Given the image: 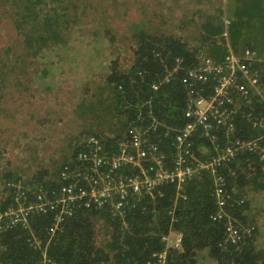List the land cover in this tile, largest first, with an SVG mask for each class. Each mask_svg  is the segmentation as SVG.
Listing matches in <instances>:
<instances>
[{
    "label": "trees",
    "instance_id": "1",
    "mask_svg": "<svg viewBox=\"0 0 264 264\" xmlns=\"http://www.w3.org/2000/svg\"><path fill=\"white\" fill-rule=\"evenodd\" d=\"M50 1L53 0H0V14L4 12L3 16L0 15V22L3 24L0 42H4L0 45V114H8V105L2 107L5 93H11L10 100L16 103L14 98L49 101L45 108L57 101L56 96H50L54 94L56 86L49 81H53V65L58 64L51 53L58 55L62 50H67L61 47L68 44L72 30L83 31L84 28L75 26L78 16H70L64 12L66 6L54 7L50 5ZM171 1L158 0L155 5H160L162 11L168 12L174 8ZM211 1L193 0L194 11L189 17L190 21L181 20L179 25L178 22L173 24L175 29L184 30L183 24L192 23L193 14L205 16L202 24L198 25V34L193 37L198 40L195 47L189 46L183 39V32L180 36L170 27L165 32L155 34L144 23L142 28L146 31L138 35L137 31L133 32V26L128 28L132 43H135L129 64H121L119 56L106 58L107 55L99 51L101 46L82 38L76 44L82 45L81 47L73 46L68 50H72L69 53L77 61L80 56L82 59L85 57L83 62L78 61L77 64H84L85 69L99 72L94 78L87 76L91 83L85 82L84 89L72 85L71 90L67 91L75 94V100H83L86 99L85 94L96 90L93 100L100 99L109 104L106 115L113 112L112 126L108 133L92 127L78 133L72 140L74 144L71 157H74L78 149H82L78 143H82L86 136L102 139L105 146L109 147L124 137L131 124L148 126L151 122L147 116L149 109L161 124L159 131L152 132L154 139H159L165 127L171 129L169 136L160 143L168 156H171L172 135L186 122L184 111L187 107L188 88L184 71L196 64V54L200 49L214 60H220L227 52L225 43L228 41L236 53L249 48L259 57L264 55V47L254 46L252 43H237L235 39V36H241L243 27L249 26L248 21H260L264 26V14L252 17L239 15L236 7L240 0H227L231 3L230 15L233 17L230 22L227 16L228 23H231L230 41L228 35L223 34L221 18L223 11L220 3L225 0L217 2L214 12L210 10ZM112 2L116 3V0ZM261 2L264 3V0ZM143 11L149 22L150 16L159 18L162 14L148 6ZM167 22L171 25L170 19ZM108 38L112 45H116L112 36ZM176 59L181 60V68L168 76L176 66ZM23 65H28L30 69L23 73L22 78L10 84L9 77L16 68L23 72ZM256 65L264 73V62L261 63V59ZM94 67L97 69H93ZM18 75L20 74H15L12 78ZM7 87L11 92L5 91ZM24 109H33L26 118L27 122L38 114V108L33 105ZM260 110L256 109V112ZM39 118L37 123H49L45 116ZM256 133L241 114L237 115L233 137H254L257 136ZM193 140V149L197 154L203 150H208L209 155L213 153L212 144L206 138L196 135ZM219 142L220 146L225 144L223 134L220 135ZM261 142L264 146V140ZM71 157L61 164L53 161L56 167L53 175L43 167L33 173L31 178L24 179L20 171L11 168L12 162L5 159L0 164V213L15 206L18 186H22L26 192V203L32 200L33 192L43 191L49 198L57 195L61 169L63 164L72 163ZM30 160L33 161L34 157L31 156ZM217 171L223 176L224 187L230 192V201L225 207L235 219V224L240 228L253 227L250 235H245L238 243H223L226 235L225 221L211 219L216 211L215 193L211 174L205 171L189 179L180 191L174 183H163L158 187L161 195L155 193L141 198L134 206L129 205L122 215L113 216L109 209H77L50 237L48 228L54 214L51 211L29 214L26 217L27 226L21 223L2 224L0 264H40L43 252L50 260L47 264H147L148 260L153 259L154 253L162 251L166 252V264H264V158L261 159L254 151L243 150L231 161L218 167ZM100 222L102 233H99L98 228ZM170 231L181 233L180 248H165L162 237ZM36 240L39 244H36ZM257 241H262L263 247H257Z\"/></svg>",
    "mask_w": 264,
    "mask_h": 264
},
{
    "label": "built area",
    "instance_id": "2",
    "mask_svg": "<svg viewBox=\"0 0 264 264\" xmlns=\"http://www.w3.org/2000/svg\"><path fill=\"white\" fill-rule=\"evenodd\" d=\"M224 22L227 24L228 20ZM223 34L227 35L226 29ZM226 47L227 52L220 60L200 50L196 54V64L184 71L188 88L186 122L172 135L171 156L160 144L171 129L165 127L159 139H154L152 132L159 131L161 124L149 109L150 124L146 127L131 124L124 137L114 145L107 147L95 136H86L78 143L82 149L75 152L72 163L63 165L58 194L54 197H47L43 191L33 192L32 200L26 203V192L18 186L15 206L0 213V226L26 224L29 214L51 211L54 214L48 228L50 237L77 209H109L113 216L122 215L129 205L134 206L141 198L155 193L161 195L158 187L163 183H174L180 191L189 179L207 171L211 174L215 193L216 211L211 219L225 221L223 243H238L245 235H250L253 227H238L227 211L225 205L230 201V192L224 187V178L217 169L243 150L254 151L264 158V146L260 144L264 140V73L256 65L260 59L255 51L246 48L236 53L228 41ZM176 60L168 76L181 68V60ZM256 109L261 110L256 112ZM239 114L257 131V136H232ZM221 134L225 138L223 146L219 145ZM196 135L212 144L211 155L208 150H203L208 155L196 153L193 149ZM162 241L166 249H178L182 235L170 231ZM43 255L40 264L50 263L44 252ZM147 264H166V252L154 253Z\"/></svg>",
    "mask_w": 264,
    "mask_h": 264
},
{
    "label": "rangeland",
    "instance_id": "3",
    "mask_svg": "<svg viewBox=\"0 0 264 264\" xmlns=\"http://www.w3.org/2000/svg\"><path fill=\"white\" fill-rule=\"evenodd\" d=\"M157 1L116 0V3L112 2V0L50 1V5L54 7L57 5L60 7L66 6L67 9L64 12L70 14V16L72 14L77 15L78 21L75 26L84 29L83 31L79 29L72 30L67 40L68 44L65 47H61L67 50H62L61 54L58 55L51 53V56L58 64L53 65V73L51 74L53 81H47L55 84L54 94L50 96H56L57 101L50 104L51 106L49 108L44 107L45 105H49V101L41 99L38 101L34 98L31 100L14 98L17 100L16 103L11 102V93H5V100L2 107L8 105V114L5 115L4 112L0 114V164L5 162V159H9L12 162L11 168L20 171L23 174V179L27 177L31 178L33 173L43 167H46L48 172L53 175L56 171L53 161H56L57 164L68 161L73 150L74 143H72V140L78 136V133L84 132L88 127L108 133V129L112 126L113 112L106 115L109 104L100 99L93 100L92 96L96 90L84 95V98L88 100H75V94L67 91L71 90L72 85L75 88L84 89L86 87L84 85L85 82L90 81L91 83V80L87 76L91 75V78H94L97 76L99 70H87L84 64H77L78 61L83 62L85 57L82 59L80 56L77 61L74 59V55L69 53L72 50H68L73 46L75 48L81 47L82 45L76 44L82 38L85 41L93 42L101 46L102 49L100 48L99 51L107 55L106 58L110 56L113 59V57L119 56L121 64L123 62L125 65L129 64L131 50L135 46V43H132L131 33L128 30L130 26H133V32L137 31V35L146 31V29L142 28L144 23L151 29V33L165 32L170 27L174 28L173 24H177L178 22L177 25H179L181 20L188 21L194 11L193 0H189L186 6H184V0H172L171 4L174 8L168 12L162 11L160 5H155ZM218 1L220 3L222 0L211 1L212 9L210 10L212 12H214V7ZM147 6L149 9L153 8L155 11L162 13L161 16L159 18L150 16L149 22L143 11ZM220 7L223 11L221 12V18L224 29L227 31L228 40L231 41L230 22L233 17L232 14L230 15V12H232V6L231 3L225 0V2L222 1L220 3ZM236 9L239 11V15L243 14L246 17L257 16L264 14V3L261 0H240ZM3 13L2 11L0 15L3 16ZM200 15L197 13L193 14L192 23L183 24L184 30L174 28L180 36L183 35V39L188 42L189 46L194 45L195 47L198 43V40H194L193 37L198 34V25H201L205 18L203 14ZM227 16L230 22L225 24L224 20H228ZM174 17L176 18L175 20L173 19ZM178 17L179 20L177 21ZM168 19L171 20V25L168 24ZM248 23L249 26L243 27L241 36H235L236 42L242 44L252 43L254 46L264 47V26L260 21H248ZM1 26L3 24L0 22V33ZM135 26L138 28H135ZM182 32L184 34L181 35ZM111 36L115 40L116 45L110 43V38L108 37ZM122 37L124 38L122 39ZM2 43L4 42H0V45ZM202 52H204L203 49ZM259 59H261V63L264 62V55H260ZM74 61H76L75 64L73 63ZM39 64H42V62H39ZM21 68L23 72L19 68H16L15 72L9 77L10 84L22 78L23 73L30 69L28 65H23ZM93 69L97 68L94 67ZM15 74L20 75L12 78ZM5 91L11 92V89L7 87ZM78 94L79 92H77ZM29 105L37 107L38 114L32 116L33 118L27 122L26 118L28 114L33 111V109H24ZM41 116L48 118L49 123H37L36 120L40 119L39 117ZM200 154L208 155V152L200 151ZM31 156L34 157L33 161L30 160ZM257 211L259 212L258 209ZM98 228L99 233H102L101 222L98 223ZM100 236L101 234H99ZM256 246L263 247L262 241H257Z\"/></svg>",
    "mask_w": 264,
    "mask_h": 264
},
{
    "label": "crops",
    "instance_id": "4",
    "mask_svg": "<svg viewBox=\"0 0 264 264\" xmlns=\"http://www.w3.org/2000/svg\"><path fill=\"white\" fill-rule=\"evenodd\" d=\"M188 1L189 0H184V6H186V4H187ZM232 3H233V1H232Z\"/></svg>",
    "mask_w": 264,
    "mask_h": 264
}]
</instances>
